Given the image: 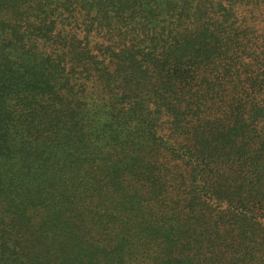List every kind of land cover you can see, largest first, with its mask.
<instances>
[{"label": "trees", "instance_id": "trees-1", "mask_svg": "<svg viewBox=\"0 0 264 264\" xmlns=\"http://www.w3.org/2000/svg\"><path fill=\"white\" fill-rule=\"evenodd\" d=\"M0 264H264V0H0Z\"/></svg>", "mask_w": 264, "mask_h": 264}]
</instances>
